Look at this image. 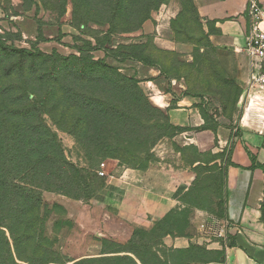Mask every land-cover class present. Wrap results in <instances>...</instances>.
Masks as SVG:
<instances>
[{
    "label": "rangeland",
    "instance_id": "1",
    "mask_svg": "<svg viewBox=\"0 0 264 264\" xmlns=\"http://www.w3.org/2000/svg\"><path fill=\"white\" fill-rule=\"evenodd\" d=\"M83 6L88 9L74 16L72 0H0L2 44L64 57L85 49L118 70L115 75L89 69L84 74L92 81L68 84L74 98H92L101 109L59 99L50 84L30 83L36 102L21 100L13 108H35L23 116L9 110L0 116V134L10 132L6 142L0 137V264H205L217 259L208 244L222 243L225 233L223 165L242 113L240 69L246 57L214 38L215 29L200 22L191 0H87ZM155 20L169 30L178 52L164 51L152 35H142L144 23ZM8 57L0 52V66H7ZM125 57L155 64L174 98H193L200 128L215 134L213 150L199 154L192 145L174 141L180 130L167 112L117 65ZM11 84L22 81L1 80L0 87ZM13 129L18 131L12 135ZM44 132L51 146L42 143ZM48 156L54 162H45ZM119 170H149L159 189L175 180L187 190L165 218H126L97 197L108 176ZM198 212L208 217L197 224L201 241L182 248L180 239L195 235L192 219Z\"/></svg>",
    "mask_w": 264,
    "mask_h": 264
},
{
    "label": "crops",
    "instance_id": "2",
    "mask_svg": "<svg viewBox=\"0 0 264 264\" xmlns=\"http://www.w3.org/2000/svg\"><path fill=\"white\" fill-rule=\"evenodd\" d=\"M257 1L264 9V0ZM191 2L200 22L215 29L214 38L231 47L238 57H246V64L240 69L244 84L250 72L249 60L244 52L251 23L248 0ZM155 21L144 23L142 35H152L156 45L164 51L178 52L169 30L161 20ZM117 65L124 75L137 79L150 101L167 112L170 124L180 130L173 137L178 145H192L199 154L213 150L215 134L200 128L201 121L197 109L193 107V98L183 96L178 99L168 93L167 81L162 79L154 65L136 60H125ZM172 100L175 107L169 108ZM227 160L228 163L223 165L225 233L220 237L222 243L212 240L208 244V249L218 257L205 264H264V218L261 209L264 201V112L242 111L238 124L232 129ZM150 178L149 170L143 173L119 170L108 176L97 197L104 203L113 204L118 213L126 218L160 220L176 209L178 199L187 189H184V182L175 180L159 189ZM207 219L202 212L194 213L192 228L195 235L181 238L185 245L182 248L200 243L201 239L196 236L197 224Z\"/></svg>",
    "mask_w": 264,
    "mask_h": 264
},
{
    "label": "trees",
    "instance_id": "3",
    "mask_svg": "<svg viewBox=\"0 0 264 264\" xmlns=\"http://www.w3.org/2000/svg\"><path fill=\"white\" fill-rule=\"evenodd\" d=\"M87 0H72L74 7V16L79 9L85 11L88 9L86 6H83L84 2ZM82 18V15L80 16ZM108 51V50H106ZM0 52L2 54H7L10 57L7 58L9 63L7 66H0V84L1 80L8 81H22L20 85H7L0 87V108H2L0 112V116H5V112L9 110V112H13L17 114V116H23L24 113L31 111L34 109V106H24L23 108L15 109L13 105L21 100H25L27 103L36 102L33 97L35 96L30 83L34 85H45L50 84V86H54L56 90V96L59 99H67L71 102H77L83 108L90 102V104H95V107L101 109V105H97L92 98H85L84 96H80L74 98L73 94H71L69 83L71 81H76L79 83H84L87 80L92 81V77L87 78V75L84 74L85 71L89 69H93L96 71H104L114 73L118 75L117 68L108 66L104 62L100 60H94L92 56H90V51L82 49L78 56L70 55L67 57L61 56L56 52L52 54H43L38 51H27V50H15L5 44L0 42ZM106 57H108L106 55ZM114 59V58H113ZM116 60V59H115ZM125 60H137L136 58L125 57L121 58L118 62H122ZM140 63L146 65H154L153 63H144L143 61L137 60ZM1 63V62H0ZM85 75V76H84ZM27 77V78H25ZM122 79H125L124 76ZM128 79V78H127ZM128 81V80H127ZM136 85L139 84L138 81H134ZM54 95V94H53ZM52 93L49 95V99H51ZM32 98V99H31ZM34 100V101H33ZM93 100V101H92ZM39 103V102H38ZM37 103V104H38ZM42 107L43 103H39ZM3 106V107H2ZM11 107V108H10ZM10 108V109H9ZM45 110H42L41 114H44ZM178 129V128H176ZM179 130V129H178ZM18 129L12 130V135L17 132ZM10 132L4 131L0 134V137L3 138L4 142L8 138L7 135ZM44 135L47 137L46 140H43V144L52 145L51 136L44 132ZM1 148V145H0ZM2 153V152H1ZM45 162H54L53 158L50 156L46 157ZM264 172V168H262ZM16 189L22 191L25 194H33L34 192L30 189L23 188L21 186L15 187ZM262 209V218H264V201L261 206Z\"/></svg>",
    "mask_w": 264,
    "mask_h": 264
},
{
    "label": "built area",
    "instance_id": "4",
    "mask_svg": "<svg viewBox=\"0 0 264 264\" xmlns=\"http://www.w3.org/2000/svg\"><path fill=\"white\" fill-rule=\"evenodd\" d=\"M247 5L251 23L244 52L250 72L244 83L242 111L264 112V9L257 0H248ZM97 175L103 177L104 173L97 172Z\"/></svg>",
    "mask_w": 264,
    "mask_h": 264
}]
</instances>
